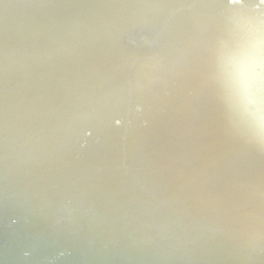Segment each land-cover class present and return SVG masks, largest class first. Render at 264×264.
I'll list each match as a JSON object with an SVG mask.
<instances>
[{"label":"water","instance_id":"obj_1","mask_svg":"<svg viewBox=\"0 0 264 264\" xmlns=\"http://www.w3.org/2000/svg\"><path fill=\"white\" fill-rule=\"evenodd\" d=\"M264 0H0V264H264V148L211 52Z\"/></svg>","mask_w":264,"mask_h":264},{"label":"clouds","instance_id":"obj_2","mask_svg":"<svg viewBox=\"0 0 264 264\" xmlns=\"http://www.w3.org/2000/svg\"><path fill=\"white\" fill-rule=\"evenodd\" d=\"M211 58V79L230 124L248 143L264 148V17L230 14Z\"/></svg>","mask_w":264,"mask_h":264}]
</instances>
